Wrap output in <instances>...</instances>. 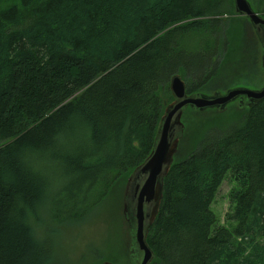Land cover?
<instances>
[{"label":"trees","instance_id":"trees-1","mask_svg":"<svg viewBox=\"0 0 264 264\" xmlns=\"http://www.w3.org/2000/svg\"><path fill=\"white\" fill-rule=\"evenodd\" d=\"M239 17L232 0H0V264L127 263L112 220L152 148L170 76L189 93L254 83ZM183 122L150 264H264V99ZM226 177L232 228L211 210ZM102 213L105 237L70 263L62 229Z\"/></svg>","mask_w":264,"mask_h":264},{"label":"water","instance_id":"water-1","mask_svg":"<svg viewBox=\"0 0 264 264\" xmlns=\"http://www.w3.org/2000/svg\"><path fill=\"white\" fill-rule=\"evenodd\" d=\"M233 11L250 46L246 64L249 73L252 47L255 50L256 70L253 84H238L224 90L188 92L180 72L169 79L172 99H163L150 153L128 175L121 196L122 235L129 264H150L156 255L147 241L148 230L158 215L163 197V180L174 162V155L184 132L183 115L187 111L202 114L216 110L224 114L230 106L236 110L249 109L264 99V17L255 9V0H232ZM243 69V68H242ZM100 264H116L103 260Z\"/></svg>","mask_w":264,"mask_h":264},{"label":"rangeland","instance_id":"rangeland-1","mask_svg":"<svg viewBox=\"0 0 264 264\" xmlns=\"http://www.w3.org/2000/svg\"><path fill=\"white\" fill-rule=\"evenodd\" d=\"M262 15H264V12L262 13ZM228 17H229V14L228 13L225 14V18L227 19ZM220 36H221L220 39L215 38L216 41L218 42V45L222 44V41H223L225 35L221 34ZM202 47L205 49L208 47V45L204 44ZM208 48H210V47H208ZM222 49H223V47H222ZM220 57H221V53H220V56L217 54V57H215V58L214 57L210 58L208 56L209 60H208L207 64L205 66H203V68L201 70V74L204 73L205 70L210 68L209 66H211V68H210V76H211L213 74V72H215V70L218 69ZM214 59H215V61H214ZM191 73H193V72H191ZM204 77H209V72L202 74L201 78H204ZM210 111H212L214 114H216V112H218L217 110H216V112L214 110H210ZM230 116H231L230 114L229 115H222V117L218 116V118L221 119L219 121V123L222 125L229 124L231 121ZM208 119L209 118H207L206 120H208ZM232 185H233L232 180L229 177H226L222 181V183L220 184V186L217 190V193L214 197V200L211 204V210L216 215L217 220H218V224L226 226L228 228H232L236 225V221L231 222L228 218V214H229V212H231L232 206H233V203L231 206L230 198H229V191H230ZM96 212H98V210H96ZM100 213H101V210H100ZM90 214H94V210H92L90 212ZM102 219H106L105 213H102L98 217H96L94 220H91V223L88 222L86 219L85 222L80 223L76 226H69V227L62 229V236H60L57 241H59L60 244L62 246H64L65 253L69 257H71L72 260L70 263H72V262L75 263V259H78V256L82 253V249L84 247V244H86L87 242L93 240L94 242L98 241V243H101V240L105 237V229H106V226L108 225L107 224L108 221L106 223V221L103 222ZM112 223H114V225L116 226V230H117V227H120L119 221L112 220ZM121 231L122 230L120 228V231H118V237H119ZM84 264H88V263L84 262Z\"/></svg>","mask_w":264,"mask_h":264},{"label":"bare ground","instance_id":"bare-ground-1","mask_svg":"<svg viewBox=\"0 0 264 264\" xmlns=\"http://www.w3.org/2000/svg\"><path fill=\"white\" fill-rule=\"evenodd\" d=\"M153 140H154V139H153ZM152 145H153V144H152ZM150 151H151V150H150ZM149 153H150V152H149ZM138 165H139V164H138ZM138 165H137V166H138ZM161 200H162V198H161Z\"/></svg>","mask_w":264,"mask_h":264}]
</instances>
